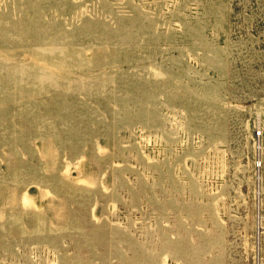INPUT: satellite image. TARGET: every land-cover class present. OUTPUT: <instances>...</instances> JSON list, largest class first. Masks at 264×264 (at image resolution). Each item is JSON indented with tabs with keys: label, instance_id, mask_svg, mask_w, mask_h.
<instances>
[{
	"label": "rangeland",
	"instance_id": "rangeland-1",
	"mask_svg": "<svg viewBox=\"0 0 264 264\" xmlns=\"http://www.w3.org/2000/svg\"><path fill=\"white\" fill-rule=\"evenodd\" d=\"M0 264H264V0H0Z\"/></svg>",
	"mask_w": 264,
	"mask_h": 264
}]
</instances>
